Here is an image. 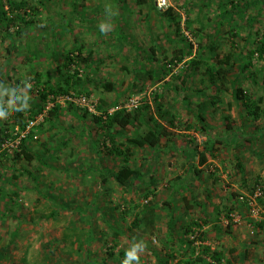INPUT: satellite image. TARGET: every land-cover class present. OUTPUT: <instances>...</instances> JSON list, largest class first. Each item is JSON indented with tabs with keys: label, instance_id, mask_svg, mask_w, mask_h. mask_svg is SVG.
<instances>
[{
	"label": "rangeland",
	"instance_id": "1",
	"mask_svg": "<svg viewBox=\"0 0 264 264\" xmlns=\"http://www.w3.org/2000/svg\"><path fill=\"white\" fill-rule=\"evenodd\" d=\"M1 1L0 10H5V16L11 19L15 17L16 25L8 20L0 21V127L3 116L11 115L12 108L26 97L25 119L36 117L39 113L32 116L30 109L33 103L39 102L40 90L45 85H64L67 90L55 95L61 97L57 100L54 94H49L44 108L50 102L48 110L56 107V116L50 117L47 110L30 131L32 137L22 139L27 140L36 154L32 162L25 159L13 162L15 125L10 127L8 144L0 147V264H228V260L230 264H250L245 259L253 257L236 252L240 245L232 250L228 240L229 237L242 239L229 233L234 227H242V232L248 233L244 241L256 245L248 249L254 252L259 242L264 241V223L254 220V227L249 225L252 218L248 204L253 187L249 186V179L263 181L264 174L259 172L256 179L249 169L242 172L238 165L248 164L249 167L253 148L260 149L258 154L264 152V117L249 119L244 106L233 100L229 82V87L221 91L222 99L216 107L212 102L216 97L215 85L200 70L190 77L188 67L191 61L200 59L196 52L200 44L213 43L217 45L216 52L222 56L232 53L233 60L238 53L246 56L249 49H254L256 42L264 38V25L256 26L254 22L250 26L246 22L248 14L257 16L261 5L246 0L249 6L241 18L245 26L242 24L238 33L234 19L229 21L228 16H221L224 10L236 4L234 0H172L171 7L180 17L179 29L166 21L162 14L165 10L157 9L155 0H145L142 4L128 0L130 6L124 17H118L119 12L113 13L116 21L111 18L113 15L104 14L103 9L112 7L115 11L114 6L119 5L117 0H40L36 3L39 8L27 11H12L8 0ZM94 11L91 24L96 27L89 33L84 28L89 25L88 17H93ZM82 15L85 19H81ZM79 30L86 33L84 38L92 42L91 46L79 42ZM187 43L193 45L191 55L187 52ZM150 45H156L155 60L150 59ZM182 49L185 53L182 59L174 56L175 51ZM71 51L82 52L78 59L82 70L80 75L76 72V78L70 76L65 63L66 54ZM202 59L203 67L213 64L210 51L205 52ZM251 61L247 71H257L264 64V59L260 60L257 55ZM240 62L234 60L229 74L232 79L237 76ZM136 70L155 71L156 76L135 77ZM247 71L240 74L238 83L257 100L264 95V75L254 78ZM253 81H257L254 88ZM107 83H111V90L105 86ZM69 93L89 96L99 114L87 112L84 116L85 108L62 98ZM133 97L140 100L141 106L150 105L157 118L164 119L155 111L160 101L176 116L175 124L169 125V136H163L162 142L170 137L169 146L173 145L180 167L174 171L179 173L181 183H198L194 189L196 196H205V193L199 194L201 182L210 186L213 194H218L217 199H209L208 216L193 212L192 221L198 224L192 227L191 218L181 215L178 222H174L171 234L156 232V183L150 182L153 177L150 171L156 169V148H135L130 165L136 173L124 184L114 177L124 155L109 149L113 143L108 137V128L103 126L104 121H95L93 115L106 118L102 98L114 103L108 107L109 112L134 111L136 108L127 106ZM202 99L208 102L205 108L207 130L196 116ZM261 105L264 107V99ZM226 114L231 116L235 135L227 132L223 118ZM169 115L163 120L167 125ZM254 126L260 127L257 140L251 133L255 131ZM144 128L134 123L121 132L114 126L115 134L123 138L116 143L125 149V137ZM210 138L218 140L212 152L210 147L205 150L208 162L203 175L196 180L194 168L183 170L185 167H181L185 157L181 150L188 149L187 155L195 153L194 159H197V153L190 151L195 148L202 151ZM162 147L157 149L162 151ZM257 157L255 164L259 168L261 160L259 155ZM167 165L171 166L172 162ZM253 165L250 162V166ZM168 170L166 167L165 171ZM174 171L170 177L175 176ZM234 183L241 191L237 192ZM257 183L264 186V181ZM166 189L169 186L164 191ZM224 191L242 197L220 199L223 196L219 194ZM166 200L160 199L157 206L162 215L157 223L163 229L169 218ZM178 202L176 213L180 212ZM231 212L240 216V222L233 220L235 214L231 216ZM189 226L192 231L187 232ZM214 230L218 235L209 236ZM192 233H197L198 240V244L191 245L194 251L187 244L193 239ZM168 236L172 243L165 246ZM207 239L218 241L215 249L201 244ZM203 245L209 247L208 253H203ZM260 247L257 254L262 258L264 245ZM198 255L201 259H197Z\"/></svg>",
	"mask_w": 264,
	"mask_h": 264
},
{
	"label": "trees",
	"instance_id": "2",
	"mask_svg": "<svg viewBox=\"0 0 264 264\" xmlns=\"http://www.w3.org/2000/svg\"><path fill=\"white\" fill-rule=\"evenodd\" d=\"M0 2H2L0 0ZM40 2V0H34V3H32L30 0H8L9 3V7L10 10L12 11H20V10H25L27 11L28 9L31 10H36L37 8H39L36 3ZM138 3H144L145 0H137ZM209 2V1H208ZM232 2V0H231ZM234 2H236V4H234L232 6L231 9H227L224 10L223 13L221 14V16L224 18L226 16V20L228 19L229 21L234 19V23L237 25L238 27V33L241 32V28L242 26L237 24V17L239 15H241V17H244V10L249 6V3L246 4H242L241 8L238 6L239 3L237 0H234ZM5 10H0V21L1 20H8L10 24H12L11 22H13V24L16 25V18L13 17V19L5 16ZM163 16L165 17L166 21L170 24H176V28L179 29L180 27V17L177 16V13H175L174 9L172 7H169L167 9H165V11L162 12ZM260 14V13H259ZM258 14V15H259ZM256 17V16H255ZM23 19V18H21ZM24 20V19H23ZM256 18L252 19V21H255ZM248 22V21H247ZM10 26V25H8ZM240 26V28H239ZM201 30H203L204 26H200ZM237 33V35H238ZM264 37V36H263ZM260 41L256 42V46L254 49H249L248 53L246 54V56L243 53H238L237 56V60H241L240 64L238 65V69H237V76L235 79H232L229 74L230 72L233 70L234 68V59L233 60V55L232 53H227L225 56H222L219 52H216L215 49L217 48V45H214L213 43L206 45H202L200 44L198 49L196 50L198 57H200V59H195L193 61H191V66L188 67L189 70V76H193L196 72H198L197 70H200L199 72L202 74H206L208 76V80L213 83L215 86V90H216V97L213 98V103H215L216 107L218 106V101H220L221 98V91L224 89H227L229 86H231V93H232V97L233 100H235L238 104H242V106H244L245 108V112H246V116H248V118L250 119H259L260 117H264V107L261 105L262 100L264 99V95H260L257 100H253V97H251V95H249L247 92V89H245L244 87H242L241 84H239L238 80L239 77L241 76L240 74L246 73V71L250 68L251 64H252V58L254 57V55H257V57L260 60L264 59V38H260ZM153 44H156V42H154ZM189 50L187 51L190 55L192 54V48L193 45L191 43H187ZM156 48V45H150V49H151V53H150V59L151 60H155L156 59V51H154V49ZM210 51V57L213 60V64L209 65V63L207 65H205L203 67V55L205 54V52ZM239 51L241 52V50L239 49ZM75 52V51H71L69 53L66 54V59H65V63L67 64V67L70 69V76L71 77H75L77 76L76 72H72L71 68H70V63L72 60H74V58L71 56V54ZM81 51H78L75 54V58L81 59ZM184 50H177L174 52V56L178 57L179 59H182L184 56ZM245 58V59H242ZM249 72V74H251L254 78H256L259 74L264 75V64H261L259 66V69L257 71L255 70H250L247 71ZM153 75L156 76L155 71H147L144 70V72L137 71L135 72V77H144V78H150ZM246 75V74H245ZM154 76V77H155ZM153 77V78H154ZM186 78H184V80H186ZM156 80V78H155ZM227 82L230 83V85H227ZM264 82V79H263ZM219 84V85H218ZM264 84V83H263ZM105 86L107 87L108 90L112 89L111 83H107L105 84ZM67 90V87H65L64 85H57V86H53V85H45V87H42V89L40 90V100L39 102L33 103L32 107L30 109L31 115H35L36 113H40L43 111L44 108V104L45 101L47 100L48 96H50L49 94H54V97H56L55 95H58L59 93H63ZM53 96V95H52ZM26 101L27 97L25 98ZM25 99H23L24 101H22L18 106H15L12 108V113L11 115L7 116V114H5L3 116L2 119V127H0V147H2V144L7 140V138L10 135V127L12 125L15 126H19L21 129L24 128L25 126V111L24 110V105H25ZM186 99V98H185ZM101 102L105 103V107L104 109H106V113L107 116L106 118H103V115H93V119L95 121H104L103 126L105 128H108V137L111 139L112 144L109 145L110 146V150H114V152L119 153V154H123V163L121 165V167L119 168V170L115 173V179L120 183V184H124L130 177H132L134 175V173H136V170L134 168L131 167L130 165V156L133 152V150L135 148H143L146 146H149L151 149H157L162 147L161 149L166 150V152L168 153L169 150H172L171 148L173 147V145L169 146L170 140L171 139H167V141L165 143L162 142V138L163 136H169V129L161 122V120H164L166 118V116H168L169 114V118L167 119L168 125H173L175 124V118L176 116L173 115V113L169 110H166L165 107H163V102L160 101L157 104V111L158 114L164 118V119H160L156 117L155 112L151 111L150 105H140V107H136V109L134 111H113V112H109L107 109L110 105H113L112 103H107V100L105 98L101 99ZM187 103H189V99L186 100ZM208 102H205L204 99H202L200 101V103H198V107L200 108L198 111V114L196 115L198 118V121L200 123V125L203 127L204 130H207V126L205 124V119H206V114H205V108L208 106L207 105ZM229 106H231V101H229ZM50 113V117H52L53 115H55V113L57 112L56 107H52V109L48 110ZM190 111V110H189ZM89 112L88 110H84L83 115L86 116ZM165 112H170L168 115H166L167 113ZM91 113V112H89ZM103 113V112H102ZM56 116V115H55ZM49 118V117H48ZM58 118V117H56ZM223 118L225 120V127L227 129V132L229 133H233L235 132L233 130L234 126L231 123V116L229 114L223 115ZM134 123H138V124H142L145 126L144 129H141V132L132 135H127L125 137V140L123 141L124 145L127 144V146L125 147V149H121L120 145H118L116 143V141L122 137H119L115 134V132L113 131V127L117 126V128H119V130L121 132L123 131H127V128L129 125L134 124ZM26 137H32V134L29 133ZM24 139V138H23ZM123 139V138H122ZM210 140V141H209ZM205 145V148L202 151H199L197 148L193 149L195 150V152L197 153V155L199 156V162L202 164L207 160V154L205 150H208L207 147L211 148V152L214 149V143L216 140H218V138L216 140H213L212 138H210ZM210 145V146H209ZM166 146H169V148H167ZM36 154L35 152L29 147V144L27 143V140H22L19 144L18 147H16L15 152L12 156L13 162H17L21 159H25L28 162H32L33 159L35 158ZM238 165H240V170H242L243 172V165L241 163H238ZM195 170L197 172H200V169H197V167H194ZM259 184V183H258ZM258 184H255L251 191H254V189L256 188V186H258ZM261 185V184H260ZM263 186V185H261ZM171 215V214H170ZM170 221H171V216H170ZM263 222V221H261ZM259 224H262V223ZM198 224L195 221L191 222V227L193 224ZM191 227H186V231H192ZM194 234V233H192ZM195 238V239H194ZM193 239H191L192 241L189 240V243H187L192 250H195V247L193 248L191 245L195 242L197 237H194ZM185 244V243H184ZM185 245L186 248H188L189 246ZM202 251L203 253H208L209 251V247H206L205 245H203L202 247ZM201 255H198L197 259H201L200 257ZM188 263V261H187ZM231 262L228 260V264H230Z\"/></svg>",
	"mask_w": 264,
	"mask_h": 264
},
{
	"label": "crops",
	"instance_id": "3",
	"mask_svg": "<svg viewBox=\"0 0 264 264\" xmlns=\"http://www.w3.org/2000/svg\"><path fill=\"white\" fill-rule=\"evenodd\" d=\"M136 1L137 0H135L134 2H136ZM237 1L239 3L238 6L240 8H241V5L242 4L248 3V2H246V0H237ZM256 1H257V4L259 3L261 5L260 8L257 9V12H256L257 16L256 17H255V15L250 16L248 14L249 18L248 17H245V18H248L247 19L248 25H250V26H252L253 25L252 23H254V22H255L254 25H256V26L264 25V0H249V2H251V3L252 2H256ZM117 3L119 5H115L114 6L115 11L112 10V7H110V8L105 7L103 9L104 14L108 13V14L113 15V13L115 14V13H118L119 12L120 15L118 17H121V16L124 17L123 16L124 12L127 10V7L130 6L128 4V0L127 1L126 0H117ZM89 9H91V8H89ZM95 12L96 11H94V12L91 13V14H93V17H90V18L88 17V21H90V23H89V25H87V27L85 26V28H84V29H88L86 31H88L89 33H90V31H93L95 29V27H96V25L94 23H93V25L91 24L92 21L94 20ZM244 13H245V10H244ZM82 16L83 17H81V19L82 18L85 19L86 16L85 15H82ZM111 18L112 19L115 18L114 21L117 20V18L114 15ZM241 18H243V17H241V15H239L237 17V21L236 22L239 25H242L245 22L243 20V23H242ZM254 18H256L257 22H256V20L255 21H252V19H254ZM243 26H245V25L243 24ZM239 28H240V26H239ZM79 31H80V32H78L79 42L80 43H85V44L89 43L90 46H91V43L92 42H88V41L85 40L86 38H84V36H85L86 33L85 32H81V30H79ZM152 43H154V41ZM256 82L257 81H253V83H251V85H253V88L255 87ZM161 122L167 128H171L169 125H167V123L165 121L161 120ZM258 128H260V127H258ZM258 128H256V126H254V130L255 131L253 132V130H252V132H251L252 133V137L255 140H257V138L260 137V134H261V133H257ZM253 144H255V143H252V145ZM171 149H173V147ZM174 149H175V147H174ZM253 149H254V151H253L252 154H254V155L251 156V161H248L249 162V167H248V164H247V166H245L246 164L245 165L243 164V168H244V170L249 169L248 171L250 173H254L256 175V179H257V177L260 174L259 172H261V174L262 173L264 174V152H260L258 154V151L260 149H255V148H253ZM187 150L188 149H185L184 151L181 150V152L185 154L184 155L185 156L184 159L181 161L182 162L181 164L183 165L181 167H185L186 168V169L183 168V170L192 169L195 166L197 167V169H200V172H197L195 170V168H194V174H193V176H194V178H196V180H198L197 178H199L201 175H203L202 172L205 170V166L207 165L208 158H207V160L204 163L201 164L199 162V156L197 155L198 156L197 159H194V157H196L195 156L196 154L195 153H192V156H188L187 155V152H188ZM151 151H153V150H151ZM190 152H195V150L192 149ZM154 155H155L154 157L156 158L155 159L156 160V169L155 170L153 169L152 171H150V173L153 175V177H151L150 182L156 183V232H157V234H158V232L159 233H165L166 235L171 234V232H173L174 222L175 221L178 222V220L181 217V215L184 216L185 218H189L190 217L191 218V222H192V218H195V215H194L193 212H196V214H197L198 211H199L203 215L205 214L204 217L208 216L209 213H208V210H207L208 208L207 207L210 204L209 203V199H217L218 198L217 197L218 194H216V195L213 194V192L211 191V187L210 186L206 187L205 186V183H202L201 182V184H202V190L200 191L199 194L202 195V193H205V196H203V197L202 196H196V193L194 192V189L196 188V186L198 185V183H196V185H194L195 182L194 183H191V184L185 183V185H184V182L183 181L181 183V180H179L181 178H178L179 173H177L176 171H174V170H176V168H180V167L177 166L178 165V163H177V160L178 159L176 157V151L169 150V152L167 153L165 150L163 152V150L162 151H159V149H156V153H154ZM258 155H259V158L261 160V166L259 168L255 164L256 163V160L258 159V157H257ZM255 156H256V158H255ZM159 157H160V159H159ZM169 162H172V165L171 166H168L167 165V163H169ZM250 162H252L254 165L253 166H250ZM258 162H260V161H258ZM166 167H169V170L168 171H165L166 170ZM171 168H172V170H171ZM183 170H181L180 172H182ZM173 171L175 173V176L174 177H170L169 174H171ZM166 177H168V178H166ZM170 178H172V179H170ZM167 180H169V183H167ZM259 180H261V182H263L264 181V177H263V181L260 178H259ZM259 180H256L255 182H253L251 180V178H250L249 179V186L252 187L255 184H258L257 182H259ZM179 181H180V183H179ZM233 185L235 186V183ZM168 186H169V189H166V191H164V189L165 188H168ZM180 187H181V189H180ZM188 188H190V190H188ZM236 188L238 189L237 192L241 191L240 186H237ZM243 188L244 189H247L245 187H243ZM211 193L213 195H211ZM251 193H253V192L250 191L249 194H251ZM247 194H248V192H247ZM193 195H195V197ZM219 195L221 197L223 196L220 199H240L242 197V195L239 197L238 194L233 193V192L228 193V191H224L222 194H219ZM163 196H165V197H163ZM212 196H213V198H212ZM160 199H165V200L167 199L165 202L168 201L167 204L169 205L168 206V209H167V211H168L167 213H168V217L169 218H168V221H167V227L165 229H163L157 223L162 218L161 212L157 208V206L160 204ZM177 201H180V203H181L180 204L178 202L179 203V209H180V212L179 213H176V210L178 208ZM157 202H159V203H157ZM216 207L217 206H215V208ZM216 210H217V212L219 211L218 208H216ZM249 211H251L250 208H249ZM219 213H220V211H219ZM234 214H235V217L233 218V220H235L237 222H240V221H238L240 219V216L237 215L236 213H234ZM192 215H194V216L192 217ZM223 215H224V213H221V216H223ZM170 216H171V221H170ZM250 220L253 221V219H250ZM258 222H261V221H258ZM263 223H264V221L262 222V224ZM217 233L218 232L216 230H214V233H209V236H212L213 234L216 236ZM229 233H230V236H234L235 237V234H236L237 238H242V239H235L233 237H229V240L228 241H229V243L232 246L231 247L232 250H235L237 248V245H240V248L237 249L236 252H239V253L241 252V253H243V255H247V253H248L250 255V257H253V258H249V260H246L245 259V261H247L250 264H264V250H263V256H262V258H259V255L257 254V252H259L257 250H259L261 248L260 247L261 245H264V241L259 242L260 246L258 248H256V250L253 252L254 249H252V248L255 247L256 245H254V243L248 244V243H246L244 241L243 238L246 237L248 235V233L247 232H242V227H234L233 232L230 231ZM171 239L172 238H170L168 236L164 240V242H165L164 245L167 246V244L169 245L170 243H172V240ZM216 242L218 243V241H216ZM216 242H215V240L207 239L206 241L205 240L204 241H201V244L202 243L203 244L205 243L208 246H210V248L215 249L214 246H216ZM242 246H247V247L242 248ZM248 246H251L252 248L248 249L249 248ZM249 250H250V253H249ZM240 255H242V254H240ZM239 258H241V257L239 256Z\"/></svg>",
	"mask_w": 264,
	"mask_h": 264
},
{
	"label": "built area",
	"instance_id": "4",
	"mask_svg": "<svg viewBox=\"0 0 264 264\" xmlns=\"http://www.w3.org/2000/svg\"><path fill=\"white\" fill-rule=\"evenodd\" d=\"M155 6L159 10H165L171 6H173L172 0H155ZM77 52H73L71 56L74 58V60L71 61L70 63V68L72 72H78L80 75L79 71L82 69L79 66V60L78 58H75V54ZM56 100L60 99L61 97L57 96L54 97ZM62 98H64L67 101L70 102H75L77 105L82 106L86 110H88L91 113H96L99 114L97 111L95 105L92 103L91 99L87 95H79V96H74L71 93L63 95ZM50 102H47L45 108L43 109L42 112H40L36 117L33 118H27L25 121V126L23 129H21L19 126H16V131L14 134L16 135L15 137V146L17 147L18 144L21 142L23 138L27 136V134L30 133L32 128L37 124L38 120L43 119L44 115L46 114V111L50 108ZM140 105V100L137 98L133 97L130 99V103L127 105L129 108H136ZM121 107V106H120ZM119 107V108H120ZM8 144V139L2 144L3 146H6ZM248 204L250 205V216L253 219V221H264V186H261L258 184L256 188L254 189L253 193L249 196L248 198ZM231 216H234V213H230ZM251 227L253 226V222L251 221L249 223ZM197 234V233H196ZM196 234H192V238L195 237ZM198 240H195V243H197Z\"/></svg>",
	"mask_w": 264,
	"mask_h": 264
},
{
	"label": "clouds",
	"instance_id": "5",
	"mask_svg": "<svg viewBox=\"0 0 264 264\" xmlns=\"http://www.w3.org/2000/svg\"><path fill=\"white\" fill-rule=\"evenodd\" d=\"M130 258V257H129Z\"/></svg>",
	"mask_w": 264,
	"mask_h": 264
}]
</instances>
